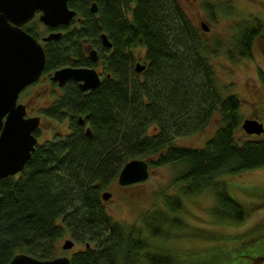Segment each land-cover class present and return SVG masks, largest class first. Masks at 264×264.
I'll use <instances>...</instances> for the list:
<instances>
[{"label": "trees", "instance_id": "trees-1", "mask_svg": "<svg viewBox=\"0 0 264 264\" xmlns=\"http://www.w3.org/2000/svg\"><path fill=\"white\" fill-rule=\"evenodd\" d=\"M89 1H67L81 21L59 26L43 70L91 65L82 50L88 41L100 60L99 82L84 90L68 80L44 112L56 119L66 114L67 130L34 144L19 171L0 177V264L18 252L55 256L65 237L81 243L69 264H176L201 248L211 253L213 238L226 240L220 235L230 232L188 224L179 214L183 195L209 190L214 224L238 223L248 208L218 175L264 164V134L240 127V99L227 90L230 83H219L212 57L249 55L263 24L256 15L233 14L220 36L196 26L178 0H95L94 11ZM216 3L204 2L209 16L220 8ZM101 32L110 46L100 43ZM136 61L143 63L139 71ZM213 115L215 127L201 145L174 141L200 131ZM240 129L244 136L236 135ZM132 157L172 164L178 191L159 195L160 205L124 224L106 211L100 193ZM188 234L206 245L186 250L168 242ZM253 248L254 255L264 252Z\"/></svg>", "mask_w": 264, "mask_h": 264}, {"label": "rangeland", "instance_id": "rangeland-1", "mask_svg": "<svg viewBox=\"0 0 264 264\" xmlns=\"http://www.w3.org/2000/svg\"><path fill=\"white\" fill-rule=\"evenodd\" d=\"M178 1L196 26L199 27L200 20L206 22L208 29L205 32L208 34L218 33L220 36H225L229 32L233 14L238 16L256 15L261 18L264 29V0ZM205 1L217 2L216 6L219 3L218 7L220 8L215 7L212 10L213 15L209 16L210 14L204 6ZM212 62L219 83H230L227 90L238 95L241 115L258 119L264 127V32L254 38L249 55L237 56L234 60H230L224 54L219 53L212 57ZM46 85L50 90L49 80L43 78L29 89L32 93H38L34 94V99L30 102L31 109H34L36 104L41 102L44 105L48 104V99L52 96L50 93L42 92ZM55 90L58 91V89ZM40 123L38 141L50 137L54 133H62L67 130V124L63 120L53 118L46 113L42 114ZM215 124L216 115H213L200 131L177 136L174 141L183 145H201L203 140L212 133ZM241 130L236 132L237 136H244L243 133L245 132ZM260 133L264 134V130ZM142 158L148 159L147 157ZM174 171L175 167L169 163L148 164V175L141 181L120 185L117 183L116 177L113 178L103 188V190L110 191L108 197L102 199L106 211L121 223L128 224L136 221L141 211L160 205L163 194L170 195L178 191L177 185L172 183ZM218 178L227 182V190L232 196L245 203V207L248 208L245 219L229 225L214 224L212 216V220L209 216V208L214 202L211 192L201 190L196 193L184 194L182 198L186 208H183L179 214L188 221V224L206 225L221 232H230L220 235L230 239L218 241L219 237H214V241L209 243L211 253L201 248L197 253H186L184 255L186 261H178L176 264H264V252L260 251L255 255L253 253V247L264 246V164L234 173H219ZM62 240L63 238L59 244ZM168 242L175 247L186 250L187 247L194 246L196 248L205 246L207 243L205 240L194 238L190 234ZM214 242H218L220 246ZM78 246L81 247V243L74 242L71 249H66L62 253L68 255ZM207 254H209V260H196L198 257H204ZM219 259H229V261H219Z\"/></svg>", "mask_w": 264, "mask_h": 264}, {"label": "water", "instance_id": "water-1", "mask_svg": "<svg viewBox=\"0 0 264 264\" xmlns=\"http://www.w3.org/2000/svg\"><path fill=\"white\" fill-rule=\"evenodd\" d=\"M68 0H0V177L19 171L36 143L32 130L38 123V116H24V104L16 102L18 91L35 80L44 66V51L36 38L24 30L21 24L29 20L35 10H39L38 19L50 26L67 24L75 10ZM89 8L95 9L94 1ZM203 31L208 29L205 21L200 20ZM60 30H51L42 39L57 37ZM104 46L110 42L104 33L99 34ZM91 59L96 57L94 48H88ZM143 63L135 62L139 71ZM50 78L61 84L67 79L78 82L80 89L96 86L99 75L93 67L85 65H62L52 70ZM81 120V117H78ZM240 127L247 133H260L262 122L250 116H243ZM88 133V127H85ZM148 175L147 160L142 157L127 159L120 166L116 181L120 185L141 181ZM110 194L102 190L103 199ZM73 243L65 237L60 246L68 248ZM87 244V242L85 243ZM4 264H69V256L57 254L49 258H38L25 252H18Z\"/></svg>", "mask_w": 264, "mask_h": 264}, {"label": "flooded vegetation", "instance_id": "flooded-vegetation-1", "mask_svg": "<svg viewBox=\"0 0 264 264\" xmlns=\"http://www.w3.org/2000/svg\"><path fill=\"white\" fill-rule=\"evenodd\" d=\"M91 1H94L95 3V9H96V1L95 0H90L89 3H88V8H89V5L91 3ZM74 9V8H73ZM90 9V8H89ZM94 9V10H95ZM75 10V9H74ZM91 10V9H90ZM94 10H91V11H94ZM38 13H39V10H35L33 16L27 20L26 22L22 23L21 24V27L26 30L27 32H29L30 34H32L30 31H33L35 34H32L36 40L41 44L42 48H43V51H45V48H46V45L48 42H52V39L54 38H57V37H52V38H49V39H42L41 37L45 34H47L49 31L51 30H60V32L62 31L61 27H59L60 25L62 24H59V25H56V26H50V25H47V24H43L39 19H38ZM261 20V18H260ZM79 22L81 21V16L76 13V11L74 12V15L73 17L71 18V20L66 24V25H69L71 22ZM262 22V21H261ZM263 24V23H262ZM59 27V28H58ZM262 35V34H261ZM260 36V35H259ZM101 43V41H100ZM102 44V43H101ZM103 45V44H102ZM104 46V45H103ZM108 47V46H106ZM88 48H94L95 49V52H96V48L93 47L91 44L88 43V41H84L83 43V46H82V50L83 52L89 57V59L92 61V64L91 65H86V64H81V65H85V66H90V67H93L96 72L98 73L99 75V78H100V74H101V65H100V60L97 58V53H96V57L94 59H91L90 55L88 54ZM45 53V52H44ZM44 67V66H43ZM54 68L50 69V70H43L40 72L39 76L33 80L32 82H29L28 84H26L24 87H22L18 93H17V97H16V102H21L24 104V116H34V115H37L38 116V123L36 125V127L32 130V133L35 135L36 137V143L39 142L38 141V132L40 130V126H41V123H40V118L42 116V114H44L45 112V107L48 106L53 100H55V98H57L59 95H61V88L62 86L68 81V80H72V79H67L65 80L64 82H62L61 84H57L56 80H53L50 78V74L52 73V70ZM43 78H46L49 80V85H51V88L50 90L47 88V85L43 87L42 89V92L43 93H50V95L52 96L50 99H48V104L44 105V103H38L36 104V107L34 109H31V106H30V102L32 101V99H34V94H38L37 92L35 93H32L31 91H29V89L34 86L35 84L39 83L40 79L42 80ZM75 81V80H73ZM77 83V86H78V82L75 81ZM79 87V86H78ZM55 89H58V91H56ZM32 90V89H31ZM85 90V89H84ZM28 110H31V111H28ZM67 116L66 114H64L60 120L64 121L66 124H67ZM79 120V119H78ZM81 121V120H79ZM68 128V126H67ZM264 130V129H263ZM262 132V131H261ZM64 133V132H62ZM34 143V144H36ZM103 199V198H102ZM64 239V238H63ZM73 244H74V241L73 243L71 244L70 247L68 248H65V249H62L61 248V251L58 253V254H64L62 253V251H65L66 249H71L73 247ZM61 247V246H60ZM81 247L78 246L76 249L72 250L71 252H69L68 256L70 257L71 253L74 252L75 250L77 249H80Z\"/></svg>", "mask_w": 264, "mask_h": 264}, {"label": "bare ground", "instance_id": "bare-ground-1", "mask_svg": "<svg viewBox=\"0 0 264 264\" xmlns=\"http://www.w3.org/2000/svg\"><path fill=\"white\" fill-rule=\"evenodd\" d=\"M89 89V88H88Z\"/></svg>", "mask_w": 264, "mask_h": 264}]
</instances>
